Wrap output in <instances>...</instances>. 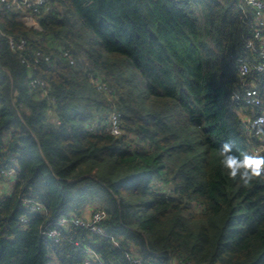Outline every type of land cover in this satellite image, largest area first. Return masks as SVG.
<instances>
[{"label": "trees", "instance_id": "trees-1", "mask_svg": "<svg viewBox=\"0 0 264 264\" xmlns=\"http://www.w3.org/2000/svg\"><path fill=\"white\" fill-rule=\"evenodd\" d=\"M263 50L239 0H47L37 18L0 4V170L17 169L0 264H264V177L230 179L219 155H264L240 116L260 112L232 101L264 94V73H238ZM94 211L101 236L72 224Z\"/></svg>", "mask_w": 264, "mask_h": 264}, {"label": "built area", "instance_id": "built-area-1", "mask_svg": "<svg viewBox=\"0 0 264 264\" xmlns=\"http://www.w3.org/2000/svg\"><path fill=\"white\" fill-rule=\"evenodd\" d=\"M47 0H0V4L7 10H11L14 12H26L29 11L32 15L37 18L40 15L41 9L45 6ZM242 6L248 10H251L253 13V17L255 19V23L257 28H264V0H239ZM48 9H45L47 11ZM34 21V20H32ZM255 39L259 40L261 44L262 38L259 34V31L256 32ZM9 44L11 48H14L13 42L9 39ZM24 47V43L22 42L19 46H17L18 50H22ZM64 56H67V52L64 53ZM261 61L256 64L252 69L246 64L241 63L238 67V73L242 79L246 78L251 71L256 74L264 73V50L260 54ZM70 64H73L71 61ZM36 82L33 81L31 85H35ZM44 85L41 83L39 88H43ZM232 101L236 104V106H242L245 109L258 110L260 114L255 117H250L246 114H240L242 120L246 123V130L249 136L252 138H260L262 132H264V94H261L256 88H247L242 92H234L232 95ZM110 133L118 137L121 132L119 130L118 119L115 114H111L110 117V126L108 127ZM262 151V147H252L250 153L260 154ZM12 166H9L7 169L0 170V190H8L12 191L14 182L16 180L17 169L16 162L12 158L8 161ZM264 177V173L261 175ZM22 204L25 207H28L32 214L41 213L44 209L42 205L37 202H32L27 199L22 200ZM103 214L101 211L91 212L87 217L83 218H75L72 220V224L77 228L87 229L91 234L94 235H103L104 230L99 225L100 221L103 220ZM20 223H25L26 219L20 218ZM60 225L64 223L61 220ZM44 236L49 239L54 240V242L59 241L60 233L56 229H52L46 233ZM77 244V243H76ZM87 255L89 259L84 264H94L99 263L98 256L93 253L92 250H87ZM136 264H140L139 261H134Z\"/></svg>", "mask_w": 264, "mask_h": 264}, {"label": "clouds", "instance_id": "clouds-1", "mask_svg": "<svg viewBox=\"0 0 264 264\" xmlns=\"http://www.w3.org/2000/svg\"><path fill=\"white\" fill-rule=\"evenodd\" d=\"M232 142H225L219 149L221 166L230 179H237L243 185H249L264 173V155L253 154L244 150L234 151Z\"/></svg>", "mask_w": 264, "mask_h": 264}, {"label": "rangeland", "instance_id": "rangeland-1", "mask_svg": "<svg viewBox=\"0 0 264 264\" xmlns=\"http://www.w3.org/2000/svg\"><path fill=\"white\" fill-rule=\"evenodd\" d=\"M95 82H96V80H95ZM98 83H100V80L99 81H97V84ZM10 193H11V191H8V190H3V196H9L10 195Z\"/></svg>", "mask_w": 264, "mask_h": 264}, {"label": "crops", "instance_id": "crops-1", "mask_svg": "<svg viewBox=\"0 0 264 264\" xmlns=\"http://www.w3.org/2000/svg\"><path fill=\"white\" fill-rule=\"evenodd\" d=\"M1 192H2V194H3V190H2Z\"/></svg>", "mask_w": 264, "mask_h": 264}]
</instances>
